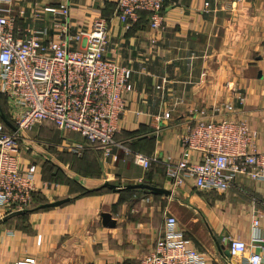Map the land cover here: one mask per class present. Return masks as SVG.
Returning a JSON list of instances; mask_svg holds the SVG:
<instances>
[{"label": "crops", "instance_id": "obj_1", "mask_svg": "<svg viewBox=\"0 0 264 264\" xmlns=\"http://www.w3.org/2000/svg\"><path fill=\"white\" fill-rule=\"evenodd\" d=\"M61 1L11 0L8 14L20 27H48L47 13L32 21L30 11ZM113 3L69 0L71 29L87 28L97 16L107 18L106 55L132 69L130 110L116 141L145 155L177 158L189 111L230 101L236 116L257 132L258 148L264 151V0H163L160 30L151 29L147 19L125 26L113 16ZM239 95L243 105L238 104ZM165 111L169 118L161 117ZM68 138L84 143L76 133ZM59 144L57 140L50 150L21 149L23 166L36 165L40 198L63 202L1 222L0 264L28 258L36 264H139L168 214L191 246L205 253V264L245 263V257L226 253V239L239 237L249 244L252 215L259 217L264 232L259 201L264 181L237 174L224 191L197 189L191 181L172 188L161 164L143 169L117 146L102 160L84 144L73 160ZM55 167L60 173L52 176ZM105 182L147 183L168 193L101 189ZM93 189L98 191L85 193ZM102 212L110 214L111 223H103ZM261 246H250L244 256L260 252L264 264V241Z\"/></svg>", "mask_w": 264, "mask_h": 264}, {"label": "built area", "instance_id": "obj_2", "mask_svg": "<svg viewBox=\"0 0 264 264\" xmlns=\"http://www.w3.org/2000/svg\"><path fill=\"white\" fill-rule=\"evenodd\" d=\"M113 16L130 27L147 14L151 29L164 26L163 0H114ZM11 0H0V93L7 100L8 113L16 131H7L0 122V220L24 210L38 189L36 165L23 166L18 139L36 123H52L63 133L78 134L80 143L70 138L62 148L77 155L85 145L100 152L104 160L114 147L123 149L134 164L148 169L161 164L172 188L191 181L197 189L226 190L237 174L264 181V151L258 148L257 132L245 119L236 116L232 102L191 109L178 143L180 156L159 158L130 150L115 140L125 114L130 110L128 93L132 90V69L107 57V18L97 16L87 28L71 29L69 0L58 6L33 8L32 21L43 18L48 27H20L8 14ZM24 14L23 11L20 12ZM47 21V22H48ZM53 30V34L48 32ZM239 105L244 98L237 96ZM162 118H169L165 111ZM85 144V145H84ZM194 153L195 157L190 158ZM264 207V195L260 197ZM259 217L250 220V243L228 237L231 258L260 264L264 232ZM206 256L191 246L172 215H166L152 249L139 264H205ZM12 264H36L34 258L17 259Z\"/></svg>", "mask_w": 264, "mask_h": 264}, {"label": "rangeland", "instance_id": "obj_3", "mask_svg": "<svg viewBox=\"0 0 264 264\" xmlns=\"http://www.w3.org/2000/svg\"><path fill=\"white\" fill-rule=\"evenodd\" d=\"M1 94L2 93H0V95ZM2 95L5 97L4 94H2ZM0 99H1L0 103L3 107L2 96H0ZM4 103H5V101H4ZM7 110H8V107H7ZM69 134H71V132L63 133V132L57 131L56 129H54L50 126H46L44 123H40V124L36 123L30 130H24L21 133V136L18 139V144L20 145L21 148L25 149L26 151H32L33 149L36 150V148L39 150L41 148L45 149V150H50L52 145H54L57 140L60 141L61 139H64V138L67 139ZM62 142H60V144H59L60 145L59 147H61V148H62V146H61ZM56 144H58V142ZM37 153H39V152H37ZM66 153L70 154L72 152L68 151ZM72 154H75V153H72ZM75 155L74 156L71 155L73 160H76ZM76 156H78V155H76ZM96 157L98 159V157H100V155L96 156ZM54 171H56L58 174L60 173V171L56 167H55ZM70 171L72 173L76 172L72 169Z\"/></svg>", "mask_w": 264, "mask_h": 264}, {"label": "water", "instance_id": "obj_4", "mask_svg": "<svg viewBox=\"0 0 264 264\" xmlns=\"http://www.w3.org/2000/svg\"><path fill=\"white\" fill-rule=\"evenodd\" d=\"M0 118L5 123V125L7 127H9L12 131H16V127L13 125V123H11L5 117V115L3 113H1V112H0ZM101 188H108V189H111L113 191H120L122 189H130V188H139V189H143V190L148 191V192L153 193V194L168 193V190H166L164 188H160V187H157L155 185H151V184H147V183H128V184H125V185H122V184L119 185V184H113V183L105 182V183H103L101 185ZM62 202H63V200H56V201H53V202L44 203V204L40 205L39 208H45V207H50V206H57V205L61 204ZM24 210H18V211H15L13 213H21ZM13 213H10V214H13ZM7 216L3 217L0 220V222L3 221V220H5L7 218ZM101 217H102L103 223H107V222L111 223V219H110L111 217H110V214L109 213L102 212L101 213ZM226 253L229 254L228 251H226Z\"/></svg>", "mask_w": 264, "mask_h": 264}, {"label": "trees", "instance_id": "obj_5", "mask_svg": "<svg viewBox=\"0 0 264 264\" xmlns=\"http://www.w3.org/2000/svg\"><path fill=\"white\" fill-rule=\"evenodd\" d=\"M114 5H113V10H114V8H115V2L113 3ZM138 15H139V18H138V20L136 21V23H134L132 26H130V27H135L136 25H138V23H139V21L140 20H145V19H147L146 17H147V14L145 13V12H139L138 13ZM146 21V20H145ZM0 96H2V100H3V107H2V105H1V103H0V112L1 113H3L4 115H5V117L12 123V120H11V118H10V115H9V113H8V110H7V107H8V105H7V100L5 99L6 97H4L2 94L0 95ZM1 100V99H0ZM4 101H5V103H4ZM6 104V105H5ZM5 106V107H4ZM0 122L3 124V126H4V128L7 130V131H9V130H11L9 127H7L6 125H5V123L1 120V118H0ZM46 126H50V127H52V128H54V129H56L57 131H59L56 127H55V125L54 124H52V123H49V122H47V123H44ZM119 130H117L116 131V133H115V135H114V137H116L117 136V132H118ZM64 139H61L60 140V142H62ZM94 150V149H93ZM95 152V154L97 155V156H99V154H100V152L98 151V150H94ZM72 156H74L75 154H72V153H70ZM79 156H76L75 155V159L77 160V158H78ZM73 159V158H72ZM45 164L46 163H44V166H45ZM152 165V164H151ZM52 168V167H51ZM59 170V169H58ZM77 170H79V169H77ZM45 171V170H44ZM56 174H58L56 171L54 172H52L51 173V175L53 176H55ZM102 189V188H101ZM103 189H108V188H103ZM131 189H138V188H130V189H122V190H120V191H126V190H131ZM100 190V189H99ZM108 190H111V189H108ZM94 191H98V189H93V190H89V191H86L85 193H90V192H94ZM39 192H34L33 194H32V196H31V201H30V204L28 205V207L23 211V212H21V213H13V214H9L8 216H7V218L5 219V220H3V221H1V222H4V221H6L7 219H9V218H11V217H13V216H17V215H21V214H23V213H26V212H28V211H30V210H33V209H41V208H39V206L40 205H42V204H44V203H46V202H44L43 201V199L42 198H40V196H39ZM0 222V223H1Z\"/></svg>", "mask_w": 264, "mask_h": 264}]
</instances>
